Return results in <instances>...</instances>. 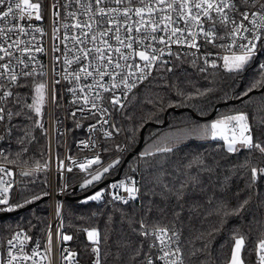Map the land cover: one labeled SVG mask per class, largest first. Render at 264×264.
Masks as SVG:
<instances>
[{
	"label": "snow or ice",
	"instance_id": "6c2138e0",
	"mask_svg": "<svg viewBox=\"0 0 264 264\" xmlns=\"http://www.w3.org/2000/svg\"><path fill=\"white\" fill-rule=\"evenodd\" d=\"M45 12L44 0H0V142L14 141L20 146L14 153L0 150V212L15 211L49 195L45 192L12 202L14 181L4 176H13L6 165L16 164L28 154L31 144L38 143L33 134L36 129L47 141L48 158L43 164L36 160L20 174L33 177L49 169L51 137L45 128L44 109L49 96L57 108L61 107L56 92L61 81L67 82L64 91L72 97L69 115L75 127H83V119L95 121L88 124L89 138L78 141L81 150H90L91 156L68 155L69 166L58 153L55 157L61 174L72 172L73 166L86 173L81 189L95 187L122 163L118 155L105 165L101 155L125 153L128 145L109 147L100 143L96 133L105 141L111 140L122 131L115 115L133 120L134 114L127 109L138 99L137 90L142 85L150 92L153 86L160 87L183 99L169 97L165 104L164 96L152 93L155 99L147 103L154 107L158 103L157 112L141 117L139 126L127 129L132 143L148 119L159 122L158 113L165 107H180L185 99L213 91L198 87L190 71L204 80L217 71L239 79L255 66L258 78L236 98L249 97L254 89L264 88V60L258 59L264 53V0H48L51 88L47 66L38 58V54H48L44 38L49 33L42 24L32 23L33 19L42 22ZM55 124L58 136L66 134L68 129L61 131L59 116ZM198 128V138L222 142L214 151L226 155L220 159L210 152L178 156L181 142L165 140L139 153L137 163L143 166L140 179L126 174L85 197L82 203L104 201L106 195L109 203H139L131 212L119 210L118 229L113 228L110 215L103 236L98 227L82 229L91 244L92 264H264V222L256 215L264 214V198L258 194L264 167L251 165L252 153L264 156V116L250 120L249 112L235 109ZM242 150L248 152L244 162L231 164L228 156ZM23 163L27 165V161ZM242 169L250 172L244 173L245 188L233 192V182L240 179ZM24 190L26 186L21 195ZM254 198L255 211L250 207ZM62 208L58 203L56 238L71 241L73 237L63 232ZM209 217H215V222L193 237L191 226L203 224ZM229 218L238 220V225L228 230L230 252L223 254L222 245L213 255L212 245ZM29 227L34 225L29 222ZM45 232L43 250L37 241L29 252L26 245L33 237L23 229L14 231L7 247L0 249V264H52L51 224ZM114 233L116 239L110 245ZM76 257L77 253L68 249L61 253L62 261L68 264H79Z\"/></svg>",
	"mask_w": 264,
	"mask_h": 264
},
{
	"label": "trees",
	"instance_id": "16d2710c",
	"mask_svg": "<svg viewBox=\"0 0 264 264\" xmlns=\"http://www.w3.org/2000/svg\"><path fill=\"white\" fill-rule=\"evenodd\" d=\"M264 58V57H263ZM190 71V70H189ZM191 78L197 83L198 87L201 88H212L213 91L204 97H197L192 100H184L183 106L168 108L159 112V122L155 118L148 119L147 123L143 127H139L135 134V143L129 140V132L127 131L130 127H137L141 124V117L148 115L149 113L155 114L157 107L147 103L149 99H155L152 93H160L165 98V104L169 97L173 101L183 99L177 97L174 93H167L166 89L155 87L151 88V92L145 87L141 86L137 90L139 96L136 102L127 109V113L134 114L131 122L124 119L121 115H115V119L118 120V126L122 128L119 134H115L113 139L103 141L102 143L111 147L114 144L128 145V149H132L134 153H122V163L106 177L115 176L120 173V178L127 175H136L141 177L143 174L142 163L138 164L139 153L153 144H163L165 140L169 143L181 142L180 151L177 153L178 156L184 154H194L196 152H210L217 159L225 156L224 152L214 151L217 144L222 142L203 140L199 137V125L210 122L215 119L219 114L227 113L231 110L239 109L249 112L250 120L253 116L260 117L264 116V88L254 89L249 94V97L243 99H237L236 94L244 90L247 86L254 82L256 78L255 66L252 69L246 71L239 79L231 74L224 71H217L214 76L210 75L208 80L201 78L198 73H191ZM44 121L45 128L48 129V116H47V105L44 109ZM254 122V121H253ZM69 132L74 137L71 138L69 135V144L71 150L75 149V140L78 133V128L75 124H72ZM38 143H33L29 146L28 154L22 156L16 164L21 168L27 170L28 167L34 165L36 160H39L41 164L47 159L48 153L46 150L47 141L41 134V130L36 129L33 133ZM264 139V137H262ZM59 143H62V138L59 139ZM7 149L11 152H17L20 150V146L14 141L9 144L8 142H1L0 150ZM41 152L44 154L41 155ZM116 152L112 151L109 153H103L102 158L104 160L112 157ZM248 155L247 150H242L237 154L228 156V161L231 164H241L244 162L245 156ZM251 165L256 167H264V156H261L258 152L251 154ZM31 157V159H30ZM10 159L15 158L10 156ZM27 161V165L23 163ZM137 169L133 172L132 169ZM250 172L248 169L241 170L240 179H236L232 185V191H240L245 188V177L244 173ZM85 176L78 174L67 175V189L65 192V199L63 202V232L67 235H71L73 239L66 241L70 244L71 248L77 253V259L87 264L90 260V242L87 241L86 233L82 231L85 228L98 227L102 231V236L106 230L107 219L111 215L113 218V228L118 229L120 227V209L131 212L133 208L138 207V202L129 203V205H123L122 203H109V198L106 195L104 201H89L82 203L86 196L81 195L84 191L90 189L85 188L81 191L74 190L77 183L83 180ZM21 186L18 190L16 201L20 200L23 202L24 198H30L33 195H41L42 193H48V171L37 173L33 177H20ZM258 189V194L261 198H264V180H262ZM107 185V184H105ZM23 195H21V189L25 188ZM144 189L142 188V192ZM231 195V193L229 194ZM245 193L242 192L241 199H243ZM236 201L233 199L232 204L235 205ZM256 200L254 198L253 205L250 206L255 211L254 205ZM257 218L264 222V214L257 213ZM49 218V200L47 196H43L40 200H36L31 204H27L22 208H19L12 212H5L0 214V249L3 248V243L8 234L15 227L25 228L29 235L33 238H42L45 227ZM215 217H209L203 224L195 222L191 226V235L194 237L200 231L205 230L211 223L215 222ZM248 214L244 215V220L247 221ZM29 222L34 227H29ZM187 224V222H186ZM238 220L236 218H229L225 225V230L216 237L213 245V255H216L220 247L223 245V254L230 252L231 243L229 240L228 230L236 227ZM125 231L127 225L123 226ZM242 230H246L242 228ZM189 234V229L186 226L185 235ZM255 235V231L252 233ZM116 239L115 233L110 236L108 243L111 245L112 241Z\"/></svg>",
	"mask_w": 264,
	"mask_h": 264
},
{
	"label": "built area",
	"instance_id": "2783aa9c",
	"mask_svg": "<svg viewBox=\"0 0 264 264\" xmlns=\"http://www.w3.org/2000/svg\"><path fill=\"white\" fill-rule=\"evenodd\" d=\"M47 5H48V0H44V7L46 9L44 20L42 22H38V21H35L33 19L32 23L37 24V25L42 24V26L45 28V30L49 33V35L44 38V46L48 49V54L47 55L38 54V58L41 62H43L47 66L49 88H51L52 87L51 82L53 79L52 52H51L52 40H51L50 19H49V15L47 14ZM61 47H63V46H61ZM263 57H264V53H261L260 56L258 57V59L264 60ZM66 87H68V84H67V82H64V81H61V84L56 85V91L58 93L59 103L61 105V107L58 108V110L56 109L55 105L51 102L50 96H49V100L47 103L48 135L51 137L52 161L50 162V167L47 170L48 171V177H49V182H48L49 218H48V222H47L45 229L47 228V226L49 224H51V231L53 233V250L51 253L52 264H68L67 261H62V259H61V253L64 249H68L72 252H75L71 248V246L68 242L58 241L56 238L57 225L60 223V217H57V215H56L57 204L59 203V204L63 205L64 199H65V192L67 189V187L66 188L64 187L65 185L67 186V175L68 174H78V175L85 176V178L87 177L86 173L81 172L78 169V167H75V166H73L72 172L64 171L61 174V172L58 170V165H57V162L55 160V157L58 153L60 158L64 160L65 166H69V165H71V162L66 159V157L68 155H72L73 157H76V158H81L84 156H91L92 152L90 150H88V149L81 150L82 146H80L78 144V141H80L82 139H88L89 138L90 134L88 133V124L95 122L94 120H91V119H83L80 121V123L83 125V127L78 128V133H77L75 144H74L75 149L71 150V147L69 144V135H70L69 130H70V127L72 126L73 120L70 117L69 113L73 109H72L71 103H70L71 99H72L71 94L66 93L64 91V89ZM61 96H63L62 99H61ZM57 116H59L61 121H62V124L60 125L61 131L68 129L66 134H64L63 136H58L57 132L55 131V128H56L55 121H56ZM77 116L79 117V113L77 114ZM96 137L99 138L100 143L103 144L102 142L104 141V138L102 137L100 132L96 133ZM60 138H62V143L58 144L57 141ZM0 145H1V142H0ZM134 152H135L134 150L128 149L125 153H134ZM118 155L121 156V153H115L112 157H110L106 160H104L102 158V155H101V159H102L104 164H107L111 160L115 159ZM6 167L10 168L13 172L12 177L4 176V179L5 180L11 179L14 181V186L11 190V201L15 202L18 190L21 186V180H20L21 174L20 173H21L22 168L18 165H6ZM0 175H3V174L0 173ZM130 176H135L137 179H139V177L136 175H130ZM123 178L124 177H121V178L119 177L118 179H116L114 181H110V182L106 183L107 185L104 184L101 188H105L110 183L118 181V180L123 179ZM61 188H64L63 192L60 191ZM52 190L54 191V194H55L54 195V202H55L54 208H52V199H51ZM121 194H124V193H121ZM117 202L121 203L119 201H117ZM130 203H132V202H130ZM3 213H5V212H0V214H3ZM61 215L63 217V208H62ZM21 229H23L24 231H27L23 227H15L12 229V231L8 234V236L4 240L3 248L7 247L6 241H7V239L11 238L14 231L21 230ZM37 241L41 244V250H43V248L46 246V232L45 231H44L42 238H33V241L28 242V244L26 245V250H28L30 252L31 248L35 247V242H37ZM90 246H91V244H90ZM89 251H90V247H89ZM63 254L67 255V252H64ZM76 259H77V257H76ZM92 259H93V256H92V253L90 251V260L87 264H92ZM78 261H79V264H85L80 260H78Z\"/></svg>",
	"mask_w": 264,
	"mask_h": 264
},
{
	"label": "water",
	"instance_id": "95a60500",
	"mask_svg": "<svg viewBox=\"0 0 264 264\" xmlns=\"http://www.w3.org/2000/svg\"><path fill=\"white\" fill-rule=\"evenodd\" d=\"M108 163H109V162H108ZM105 165H106V164H105ZM119 176H120V173L116 174L115 176L108 177V178L102 180L100 183L96 184L95 187H90V189L84 191L81 195H87V194H90L91 192H94L95 190L101 188L104 184H106V183H108V182H110V181H114V180L118 179ZM86 178H88V177H86ZM86 178H84V179L81 180L79 183H77V184L75 185V187H74V190H76V191L84 190V189H81V188L79 187V185L82 184L83 181H84ZM47 198H49V195H47ZM75 253H76V252H75Z\"/></svg>",
	"mask_w": 264,
	"mask_h": 264
},
{
	"label": "rangeland",
	"instance_id": "374dc122",
	"mask_svg": "<svg viewBox=\"0 0 264 264\" xmlns=\"http://www.w3.org/2000/svg\"><path fill=\"white\" fill-rule=\"evenodd\" d=\"M56 92H57V91H56ZM57 101L59 102L58 93H57ZM55 107H56V105H55ZM56 109L58 110L57 107H56ZM72 124H74L73 121H72ZM72 137H74V135H73V134L71 135V132H70V141H71V138H72ZM47 157H48V156H47ZM99 189H100V188H99ZM99 189H97V190H99ZM97 190H95V191H97ZM95 191H94V192H95ZM94 192H92L91 194H93ZM91 194H90V195H91Z\"/></svg>",
	"mask_w": 264,
	"mask_h": 264
},
{
	"label": "bare ground",
	"instance_id": "6f19581e",
	"mask_svg": "<svg viewBox=\"0 0 264 264\" xmlns=\"http://www.w3.org/2000/svg\"><path fill=\"white\" fill-rule=\"evenodd\" d=\"M54 191L52 190V196H51V199H52V208H54Z\"/></svg>",
	"mask_w": 264,
	"mask_h": 264
}]
</instances>
